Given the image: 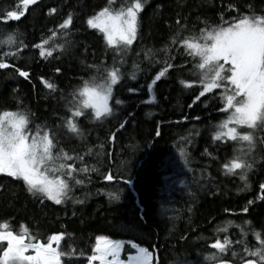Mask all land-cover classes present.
Segmentation results:
<instances>
[{
  "label": "trees",
  "instance_id": "16d2710c",
  "mask_svg": "<svg viewBox=\"0 0 264 264\" xmlns=\"http://www.w3.org/2000/svg\"><path fill=\"white\" fill-rule=\"evenodd\" d=\"M127 0H113L111 7L119 8ZM228 0H146L144 10L139 15L137 39L131 47L119 53L107 46L103 34L87 25V18L108 5V0H37L24 6L22 0H0V40L14 34L18 41L27 45L17 57L3 56L9 65L0 69V110H29L30 128L46 125L55 133L57 148H63L70 155L83 153L92 148L91 155L84 156V162L95 165L98 171L81 173L83 185H74L70 196L61 205L29 194L22 181L0 174V222L7 221L13 231H19L21 224L36 235L41 242L51 234L64 233L59 246L62 251L74 249L77 255L62 257V264H87V256L92 254L97 236L125 241L122 258L134 254L128 241L147 247L159 258V264H210L204 260L209 252L215 251L208 245L216 238L215 227H223L231 220L242 225L243 220H251V227L264 237V201L256 200L259 184L264 182V162L248 174L250 187L245 191L238 176L225 175L220 165L233 154V143L213 142V125L226 117V113L216 111L222 105L219 96L206 93L200 101L192 103L199 85L185 88L181 79L197 80L193 75L192 57L183 54L182 49H170L172 63L164 77L153 86L156 97L154 103H147L149 93L147 83L163 66L164 55L157 51L153 57L145 58L147 49H162L176 31L175 19L180 13L181 21L187 15L189 29L198 30L203 25L197 16L218 23V12L226 7ZM242 11L251 3L255 11L264 9V0H233ZM56 12L49 13V8ZM6 11H23L18 20L4 19ZM73 13L72 32L68 37L70 46L64 52L54 51L52 56H39V49L33 44L50 36L66 13ZM233 15L235 13H232ZM229 13H224L228 19ZM186 34V33H185ZM62 37H55L45 47L62 43ZM7 50L0 47V52ZM120 69L121 80L113 86V99L124 103L115 106L116 112L103 124L77 118L83 129L84 138H79L61 125V117L70 113L64 101L58 99L61 93L68 94L95 75L97 79L106 67ZM122 61V62H121ZM99 66V71L88 65ZM138 65L135 70L133 65ZM15 68L29 72V78L19 76ZM60 71L57 72L56 69ZM136 71V78L129 73ZM57 86L55 93L45 88L41 79ZM128 88L138 91L129 92ZM216 92L222 90H214ZM57 99H53V97ZM208 99L207 104L201 101ZM19 101V103H18ZM144 101V102H142ZM192 104L191 107H188ZM187 116V119L184 117ZM198 116L199 119H193ZM118 120L125 121L120 128ZM159 125L161 135L155 136ZM115 132L114 142L107 139ZM198 135L189 136V133ZM180 137H188L192 143L187 146L189 162L185 165L179 153ZM103 144L104 148L96 146ZM213 153L216 159L204 154V149ZM99 151L100 155L96 153ZM111 153L110 157L107 153ZM259 152V148L257 149ZM124 162V163H122ZM72 163V161H68ZM79 166V162H77ZM113 176L131 177L132 184L123 179L106 181L104 173ZM108 192H118L119 201H112ZM84 203H75L74 200ZM249 199L254 204L248 213H240ZM189 206L192 212H188ZM232 209L237 214L225 213ZM228 226L230 239H239V229ZM247 227V226H246ZM184 239H181V237ZM247 242L256 244L255 237L248 233ZM155 245V248H153ZM233 247H238L233 245ZM84 255H79V253ZM224 259H232L231 251Z\"/></svg>",
  "mask_w": 264,
  "mask_h": 264
},
{
  "label": "snow or ice",
  "instance_id": "6c2138e0",
  "mask_svg": "<svg viewBox=\"0 0 264 264\" xmlns=\"http://www.w3.org/2000/svg\"><path fill=\"white\" fill-rule=\"evenodd\" d=\"M113 0H108V5L101 8L95 14L87 18V25L103 33V39L107 46L119 53L126 50L137 39L139 28V15L143 11L146 0H127L119 8H112ZM24 6L34 5L37 0H22ZM183 3V0H180ZM223 3V0H222ZM247 11L228 0L226 7L218 12L219 22L212 23L207 18L197 16L196 19L203 25L198 30L189 29L187 15L182 23L180 13L175 19L176 31L170 37L169 42L162 49H147L145 58L149 54L153 57L157 51L164 55L163 66L147 83L149 100H156L153 94V86L164 77L169 69L176 67L171 61L170 49H182L183 54L192 57L193 75H198L197 80L181 79L179 83L185 88L199 85V90L193 97L192 103L200 101L206 93H212V97L219 96L222 105L216 111L226 113V117L213 125L211 138L213 142L227 143L232 141L233 154L220 165L225 175L238 176L243 182L245 191L250 187L248 174L258 164L264 162V9L255 11L251 3L245 5ZM56 12V8H49V13ZM228 12V19L224 13ZM232 13H235L234 15ZM23 11H6L4 19L18 20ZM73 23V13H66L56 29H50V36L42 38L40 43L33 44V48L39 49V56L47 58L54 51L64 52L70 46V37ZM186 33V34H185ZM62 37V43H56L45 47L55 37ZM0 47L7 50L0 52V69L15 67L3 60V56L17 57L27 47L23 41H18L14 34H9L5 40H0ZM122 62V61H121ZM106 67L97 79L95 75L89 79H82V83L73 89L68 97L62 93L58 99L64 101V107L70 113L61 117V125L71 134L84 138L83 129L79 126L77 118L96 121L103 124L113 117L116 108L124 102L115 99V105L110 104L113 99V86L122 78L120 69L115 66ZM89 68L99 71V66L88 65ZM139 70L138 65H133ZM19 76L29 78V72L15 68ZM60 71L59 68L56 69ZM132 79L136 78V71L129 73ZM44 87L50 93L57 91V86L48 80L40 78ZM129 92H136V88H128ZM214 90H222L216 92ZM57 99V97H53ZM144 102V101H142ZM208 99L201 101L207 104ZM19 103V101H18ZM189 104L188 107H191ZM188 117L185 116L184 119ZM193 119H199L198 116ZM31 113L29 110L17 108L16 110H0V174H5L14 180L22 181L25 190L33 197L38 198L41 205L45 200L55 205H61L66 200L72 199L69 195L74 185H83L84 179L79 178L81 173L98 171L95 165H87L84 162L85 155L92 154V148L86 152L69 154L63 148H57L58 141L55 133L46 125H35V129L29 127ZM120 128H124L125 121L118 120ZM238 128L243 130H238ZM199 133H189V136ZM161 135L159 125L155 130V136ZM107 139L114 142L115 132H110ZM179 153L184 159L185 165L189 162L187 146L192 143L188 137H180ZM103 149L104 145L96 146ZM259 148V152L257 149ZM204 154L216 159L207 148ZM100 155L99 151L96 153ZM110 157L111 153H107ZM72 161V163H68ZM79 162V166H77ZM124 163V162H122ZM106 181L123 179L125 184L131 185L129 176H113L111 172L102 174ZM107 196L112 201H119L118 192H108ZM256 200L264 201V182L259 184V195ZM75 203L83 204V200L76 199ZM249 199L246 206L239 209L240 213H248L254 204ZM189 206L188 212H192ZM225 213L236 215L237 213L225 208ZM235 225L234 221H227L223 227H215L213 234L215 239L208 247L215 251L204 256V260L210 264H264V237L261 232L251 227V220H243L242 225H235L239 229V239L232 240L227 234L221 239L220 232L227 233L228 226ZM247 226V227H246ZM255 237L256 244L251 247L247 242L248 233ZM64 233L51 234L46 241L41 242L29 229L21 224L19 231H13L7 221L0 222V264H62V257L77 255L74 249L62 251L59 248ZM181 239H184L182 236ZM134 254L127 255L126 260L120 258V253L125 241L111 239L107 236H97L92 254L87 256V264L98 261L99 264H159L158 256L154 255L147 247H143L134 241L127 242ZM55 244V246H54ZM236 245L238 247H233ZM155 248V245H153ZM32 250L33 254H26ZM231 251L232 259L223 257ZM79 255H84L82 252ZM111 257V259H109ZM187 264V262H185Z\"/></svg>",
  "mask_w": 264,
  "mask_h": 264
},
{
  "label": "rangeland",
  "instance_id": "374dc122",
  "mask_svg": "<svg viewBox=\"0 0 264 264\" xmlns=\"http://www.w3.org/2000/svg\"><path fill=\"white\" fill-rule=\"evenodd\" d=\"M143 10H144V8H143ZM142 13V12H141ZM140 13V14H141ZM103 34V33H102ZM134 43V42H133ZM132 46V45H131ZM131 46H129V47H131ZM30 127V126H29ZM33 129V128H32ZM34 130V129H33ZM238 130H243V129H240V128H238ZM1 175H5V174H1ZM64 238V237H63ZM63 240V239H62ZM62 240L60 241V244H61V242H62ZM54 246H55V244H54ZM60 246V245H59ZM26 254H33L32 253V250H29V252L28 253H26ZM122 254H123V249H122V251H121V253H120V258L122 259V260H126V259H123L122 258ZM109 259H111V257H109ZM93 264H99V262L98 261H94L93 262Z\"/></svg>",
  "mask_w": 264,
  "mask_h": 264
},
{
  "label": "water",
  "instance_id": "95a60500",
  "mask_svg": "<svg viewBox=\"0 0 264 264\" xmlns=\"http://www.w3.org/2000/svg\"><path fill=\"white\" fill-rule=\"evenodd\" d=\"M30 6V5H29Z\"/></svg>",
  "mask_w": 264,
  "mask_h": 264
}]
</instances>
